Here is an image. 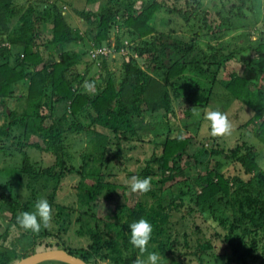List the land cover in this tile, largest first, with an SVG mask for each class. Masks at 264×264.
Returning <instances> with one entry per match:
<instances>
[{
  "label": "trees",
  "instance_id": "16d2710c",
  "mask_svg": "<svg viewBox=\"0 0 264 264\" xmlns=\"http://www.w3.org/2000/svg\"><path fill=\"white\" fill-rule=\"evenodd\" d=\"M15 1L0 0V95L4 100H23L24 104L20 112L15 108L9 110L7 115L10 119L5 126H0V138L7 136L14 123H27L29 129L26 134L33 133L39 138V141L28 142V145L38 152L51 154L53 160L49 164H36L29 157H24L20 171L25 189L30 191L29 197L26 200L17 197L19 199L15 200L11 183L7 184V189L0 184V214L9 210L12 217H16L18 212L14 208L21 212L34 210L36 200L44 194L43 189L48 191L51 186L54 189L67 172L81 167L85 181L80 180L76 186L80 211L77 213L74 209L59 214L64 219L76 212V220L80 221L81 227L88 220L85 216H89L91 226L87 224L84 231L89 234L87 246L66 247L51 232L43 234V229L35 233L30 230L29 241L36 243L35 239L45 237L39 244L44 243L47 247L62 245L60 248L87 264H95L98 259L129 264L136 260V253L140 250L129 242L128 225L145 218L152 225L148 244H153L154 250L163 257H168L171 252L178 255L181 242L188 246L187 236L190 234L183 223L194 209H198L202 213V223L214 230L207 236L202 224L189 226L192 233L205 235L203 241L197 240L198 252L194 250L192 254H213L215 241L219 240L228 248L229 264L233 261L235 264H249L248 258L256 259L258 247L264 244V167L258 164L254 148H249L245 142L242 146L204 148L201 153L191 154L188 151L191 135H166L162 142L157 143L158 150L152 152L134 173L136 177L150 180V189L147 192L137 190L141 195L135 200L123 194L126 186L108 180L112 175L106 170L113 159L123 155L124 146L143 144L134 120L157 108L166 115H172L173 99L182 92L172 85L186 71L193 72L186 77L191 81L188 85L193 87L185 96L190 102L186 113H190V105L201 94L199 91L204 93L200 104L218 101L213 96V86L220 83L227 94L224 103L234 97L253 110L245 124H256L253 135L260 144H264V39L260 35L256 39L251 38L248 29L251 18H247V12L242 9L249 0H237L239 3L228 8L224 6L216 11L215 18H208L205 0H183L180 6L175 1L169 4L167 0H151L144 6V0H102L98 10L80 12L89 24L94 25V30L90 29L87 36L86 32L83 35L67 23V18L61 13V0L44 1L46 4L43 2L39 7L38 4H28L26 9L17 7L20 4ZM138 1L139 6L136 4ZM250 1L253 4L251 9L255 10L260 0ZM158 12L162 16L161 21H165L162 12L176 14L179 27L182 19L191 22L189 25L197 30L189 40L180 38L173 29L164 32L157 27ZM257 16L255 13L251 20L254 24ZM236 23L238 25L232 28L242 27L246 32L235 35V46L229 49V41L219 42V37ZM46 24L50 25V32L43 36V25ZM114 25L122 27V35L138 44L133 50L136 55H125L117 73L116 68L111 70L104 56L89 54V61L86 59L84 68L80 70L89 42L85 38H90L96 46L94 48L99 49L110 38ZM78 41L83 48L73 46ZM41 45L54 46L56 52H52V58L42 55L37 49ZM245 48L252 51L244 62L245 72L230 71L225 81L220 80L216 73L208 72L209 66H222L223 61L233 58L238 49ZM141 58L147 62L146 67L139 63ZM150 70L161 75L159 82L153 80ZM196 75L206 79L208 84ZM258 79L261 80L259 85L256 84ZM18 87L21 88L19 93H13ZM55 108H61L62 112L56 114ZM170 117L157 125L167 127ZM84 134L92 143V151L81 152V164L75 168L69 163V147L73 146L70 135ZM113 145L115 153H112ZM193 167L197 170L188 174ZM35 182L41 185L40 196L34 193ZM116 189L120 190L122 197L115 200L112 209L109 206L104 211L99 207L102 202H108L101 199L103 193L111 196ZM56 192L46 195L50 208L56 206ZM57 207V211L63 208L59 204ZM177 213L181 215L180 220L177 219L182 222L180 229L171 221ZM9 227L6 224L5 234L1 235L3 242H9ZM247 237L249 240L245 243ZM6 251L11 253L13 250L0 244V264H3L2 256ZM47 262L69 264L60 260H45L39 264Z\"/></svg>",
  "mask_w": 264,
  "mask_h": 264
},
{
  "label": "rangeland",
  "instance_id": "374dc122",
  "mask_svg": "<svg viewBox=\"0 0 264 264\" xmlns=\"http://www.w3.org/2000/svg\"><path fill=\"white\" fill-rule=\"evenodd\" d=\"M24 1L26 2L24 3ZM44 1L50 2V0H16L15 2H18L20 4L19 6L16 5L17 7L20 8L23 6V8L26 9V7L29 5L34 6L35 4H38V7L42 6V3ZM101 1L102 0H61V13L65 15L68 21L67 23H69V25L75 28V30L78 29L79 33H82L83 35L86 32L85 35L87 36L90 29L94 30V25L89 24L87 22V19H85L83 14L80 12L84 13L85 10L88 9L98 10V6ZM174 1L177 6H180L183 3V0H167L169 4H172ZM150 2L151 0H144L142 5H147ZM205 2L208 10V18H215L216 11L222 9L224 6L228 8L234 3H239L237 0H205ZM139 3L140 1L136 3L137 6H139ZM250 5H253L252 2L250 0L246 1V3L242 5V9L247 12V18H251L250 20H248L250 21V23L248 24V29L251 31V38L256 39L258 35H260L261 38L264 39V0H260L258 5L256 3L255 10L254 8L252 10ZM255 13L258 15L256 17L257 24L253 23L254 20L251 21ZM161 14L163 15L164 20L168 21H161L162 16L159 13L157 15L156 23L157 27L164 32H170L173 29L176 31V34L178 33V36L180 38H182L183 40H189V38L191 39V36H193L195 31L197 30L196 27L193 28L189 25L191 22H185L182 19H180L179 27V17H177L176 14L166 12H162ZM237 25V23L232 25L231 27H229L230 30L227 33H223V36L219 37V42H225V40L229 41V49L235 46L236 42L233 37L235 35H238L239 33H242L243 31L246 32V30L242 27L232 28ZM259 28H261L262 30L260 31ZM49 32L50 25H43V36H47ZM118 35L120 36L119 39H117ZM121 35L122 27L120 28L119 25H114V28H111L110 38L106 43L104 42L101 45L102 47H100V50L96 53V56L98 55L100 56V58L101 56H104L111 70L116 68L115 70H117V73L120 71L117 68H119V66L121 65L124 56L128 54H132L133 56H135L136 54L135 51L133 52V50H135L134 47L138 45L135 40ZM89 36L90 34L88 35V38ZM85 40L86 42H89H87V52L83 57V63H80L79 66L80 70L84 68L85 63L87 62L86 59L88 60L89 58V54L93 55L94 51L92 50L96 49L94 48L96 46L92 44L90 38L89 40L85 38ZM239 41L242 42V39H239ZM73 46H75L76 49L83 48V45L80 41H78L76 44H73ZM51 47L52 48H48L41 45L37 49L40 50L43 56L50 57L53 51L56 52V50L53 48L54 46ZM250 52H252L250 48H245L243 50L238 49L233 58L223 61L224 64L222 66L220 64H213L209 66L208 72L216 73L217 77L223 81H225L229 77L230 71L232 72L234 70L237 72H245L244 62L249 58ZM97 63L98 61L96 62V64ZM139 63L143 67H146L147 65V62L143 58L139 60ZM150 72L154 76L153 80H157V82L161 80L162 77L160 74H156V72H153L151 70ZM191 74H193V72L186 71L183 77H180L175 81V84L172 83V88H175L176 90H178V92L182 91L177 98L173 99L172 115H166L167 113H165L161 108H157L148 111L147 113L143 114V116L134 120L135 126L138 130V136L140 139L143 140V144L137 146H124L123 155L118 156L116 159H113L110 162L108 169H106L108 170L109 174L112 175L108 177L109 181L116 184H122L124 187L126 186L123 194L128 198L131 197L133 200H135L136 197L138 198L141 195H138V191H132L131 187L129 186L131 178L135 176L134 173L136 172L137 168L140 165L144 164L145 160L149 158L152 152L158 150L157 143L162 142L166 135H191L192 141L188 145V151L191 154H197L199 152L201 153L204 148H231L234 147L236 144L242 146L245 142V144H247L249 148H254L253 151H255L256 155L258 154V164L264 167V144H260L255 135H253V130L254 128H256V124H245L249 117L252 116L253 110L245 106V104L242 103L241 100H236L234 97L228 99V103H224L227 94L220 83H216L213 86V96L215 100L217 99L218 101H211L207 104H200L203 102L204 93L202 91H199L201 94H198L196 96L197 98L195 102L192 101V105H190L192 106V108L190 109V113H186V106L189 105L190 102L185 99V96L187 95L188 91L193 89V87L188 85V82L190 80L186 77L190 76ZM197 76L200 77V81H203L204 83L208 84L206 79L199 75H196V78ZM251 80L256 81V79L253 78ZM23 82L19 83L21 84ZM260 82L261 80L258 79L256 84L259 85ZM262 86L264 88V85ZM20 89L21 88L18 87L13 93H19ZM22 104H24L23 100L15 101L14 98H7L6 100H4L0 95V126H5L7 124V120L10 119V117H8L7 115L9 110L11 108H15L16 112H20V110L22 109ZM209 110H219L227 116V119L231 124V131L229 133L215 136L211 134L209 122L204 118V114ZM61 112V108H55L56 114H59ZM168 117H170V119L169 125L167 127L157 125L158 122H160L161 120L165 121ZM14 124L15 126L9 129L7 136L0 138V184H4L3 189H7V184L10 182L13 188L12 196L14 197V199L18 200L19 198H22L23 200H26L29 197L30 191L29 189L28 191L27 189H25V180L22 178V171H20L22 164L21 162L24 160V157H29L36 164H39V162L43 164H49L52 162L53 157L49 153H45L43 151L38 152L39 150L37 151L35 147L28 145V142H37L39 141V138L36 134L33 133L26 134V131L28 132L29 129L27 123H21V121H19ZM70 137L73 146L71 148L69 147V152L71 153L69 163L75 166V168H77L81 164V152L92 151V143H90L89 137H87V135L85 134L70 135ZM115 150L116 149L113 145L112 153H115ZM189 170L190 169H187V171ZM196 170L197 168L193 167L192 170L187 173L192 174ZM129 171L133 173L129 174ZM80 180L85 181V177L81 174V167L77 169L73 168L71 172L66 173V175L62 178V180L59 182V184H57L54 189L53 186L47 189L48 191H46V189H43L42 191L44 192V194L41 196V198L46 199V195L52 193L53 191H57L54 197V204L56 206H53L51 208L50 220L48 221L47 225L41 226V229H43L42 231L44 232L43 234H47V231L51 232L55 236V238L59 240V243H62L64 246L70 248L85 247L87 246L90 240L89 234L87 235V233L84 232L86 231L85 226L87 224H90L91 226L89 216H85L88 218V220L86 224H82V227L80 221L76 220L77 213L80 211V202L78 199L79 196L77 193L78 190L76 186ZM38 182H35L33 186L35 192H33L37 193L38 196H40L41 192H39V187H41V185ZM52 183L53 182H51V184ZM28 188H31L30 185L28 186ZM108 194L109 193H103L102 196L104 197H101L103 201L108 200L107 203L102 202V206H99L104 211L107 210L109 206H111L112 209L114 207L113 203L115 204V200L122 197V193H120V190L117 191V189L114 193L111 194V196H109ZM106 195H108L109 197ZM1 201L2 199L0 198V202ZM58 204L63 207L59 211H57ZM84 208L85 207H82V209ZM74 209L77 213L73 211V213H71L70 215L71 219L70 217H65L64 219H62L63 216L61 214H65V212H69ZM13 210H16L18 212L17 215L21 212L18 208H14ZM196 210L198 209H194V212L191 214V216H187L184 220L183 226L187 227L188 233L190 234L189 236H187L189 244L188 246H186L181 242V244L178 245L180 248L178 251V255H176L177 253L175 254V252H171L168 257H163L159 252H156L154 250V248L152 247L153 244H151V246L147 244L146 251L143 253L138 251L136 253V260L130 262L129 264H137L138 261L146 259V257L150 252H152V250L157 253L160 257L161 264H173V262H176L177 264H229L228 260L231 257L229 255L228 248L225 244L220 243L219 240L215 241V247L212 251L213 254H192L194 250L197 251V240L203 241L205 239V235L202 232L192 233L190 231L189 226L194 227V225L200 226L202 224V227L206 232L207 236H209L211 231L214 230L212 226L202 223V213L201 211ZM31 211H33V209H31ZM184 215H186V211H184ZM180 216L181 215L177 213L171 218L173 225L178 226L179 229L182 223L181 221H179ZM16 217H12V214L9 210H4V212L0 214V244H6L13 250L11 253L7 251L4 253V255L2 256L4 258L3 264H16V262L21 256L29 255L33 252L47 250L49 248H60L62 246L61 245L60 247H57L51 244L47 247L44 243L39 244L40 241L44 242L45 237H39L35 239L36 243L35 241H29L28 234H30V230H24L17 223ZM178 218L179 220H177ZM103 222H101V226H103ZM6 224L8 226H11L9 227V232L7 234V239H9V242H3V239L1 238V235L5 231ZM82 228H84L83 231H81ZM51 233H49L48 235L52 236ZM55 240L56 239H54V241ZM248 240L249 237L245 238L244 242L247 243ZM6 248L8 249V247ZM258 248L259 249L257 251V258H248L249 264H259L260 262H264V244H260V247ZM166 249L168 250V248ZM180 250H183L182 252H187V254L182 253ZM125 254V256H128L127 252H125ZM175 256H177L176 259H174ZM41 262H38L36 264H39ZM235 263L236 262L233 261V264ZM47 264H52V262H47ZM95 264L114 263L108 259H98L97 263Z\"/></svg>",
  "mask_w": 264,
  "mask_h": 264
},
{
  "label": "clouds",
  "instance_id": "9594fccd",
  "mask_svg": "<svg viewBox=\"0 0 264 264\" xmlns=\"http://www.w3.org/2000/svg\"><path fill=\"white\" fill-rule=\"evenodd\" d=\"M209 122L212 135L227 134L231 131V124L227 116L219 110H209L204 114ZM132 191L147 192L150 189V180L147 177H132L130 181ZM33 211H22L17 217V223L24 230L39 232L42 225H47L51 217V208L46 199H37ZM130 229L129 242L141 253L146 251V246L151 239L152 225L145 218L134 220L128 225ZM137 264H161L160 257L155 252H150L146 259L140 260Z\"/></svg>",
  "mask_w": 264,
  "mask_h": 264
},
{
  "label": "water",
  "instance_id": "95a60500",
  "mask_svg": "<svg viewBox=\"0 0 264 264\" xmlns=\"http://www.w3.org/2000/svg\"><path fill=\"white\" fill-rule=\"evenodd\" d=\"M51 259L61 260L69 264H87L83 259L69 253L64 248H49L47 250L33 252L20 258L16 264H36Z\"/></svg>",
  "mask_w": 264,
  "mask_h": 264
},
{
  "label": "built area",
  "instance_id": "2783aa9c",
  "mask_svg": "<svg viewBox=\"0 0 264 264\" xmlns=\"http://www.w3.org/2000/svg\"><path fill=\"white\" fill-rule=\"evenodd\" d=\"M99 50H100V48L99 49H95L93 55H96L97 51H99Z\"/></svg>",
  "mask_w": 264,
  "mask_h": 264
},
{
  "label": "crops",
  "instance_id": "0c3cea01",
  "mask_svg": "<svg viewBox=\"0 0 264 264\" xmlns=\"http://www.w3.org/2000/svg\"><path fill=\"white\" fill-rule=\"evenodd\" d=\"M4 246H5V247H7V245H6V244H4ZM8 247H9V246H8ZM8 249H10V248H8ZM21 258H22V257H21ZM17 262H18V261H17ZM17 262H16V263H17Z\"/></svg>",
  "mask_w": 264,
  "mask_h": 264
}]
</instances>
